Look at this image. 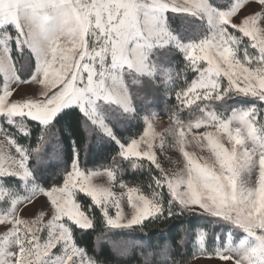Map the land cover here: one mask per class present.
Returning a JSON list of instances; mask_svg holds the SVG:
<instances>
[{"label":"snow or ice","instance_id":"snow-or-ice-1","mask_svg":"<svg viewBox=\"0 0 264 264\" xmlns=\"http://www.w3.org/2000/svg\"><path fill=\"white\" fill-rule=\"evenodd\" d=\"M192 261L264 264V0H0V264Z\"/></svg>","mask_w":264,"mask_h":264},{"label":"trees","instance_id":"trees-1","mask_svg":"<svg viewBox=\"0 0 264 264\" xmlns=\"http://www.w3.org/2000/svg\"><path fill=\"white\" fill-rule=\"evenodd\" d=\"M160 114H164L169 116L168 112H167V108L166 106L161 103V107H160ZM64 131L67 132V135L64 137L65 140V145L66 148L68 150L69 155L71 154V146L68 144L69 138L73 137L77 134L78 132V124L76 122V118L73 115H69L65 118L64 122ZM135 133V129H133V134ZM127 135V133H126ZM93 147V153L90 154L86 160L85 163L88 164L89 167H93L95 165L101 164V163H105V159L104 157L106 155H108L110 153V149H98L96 148L95 144L92 145ZM81 156L82 159L84 158V152L83 149H81ZM95 163V165H94ZM54 171V169H50V172ZM174 221H169L167 223L164 222H157V223H153L150 224L147 229H145V232L148 235L152 236V242L153 244H155L158 239L159 236L161 234H167L169 232V230L171 229L173 231V234H176L177 232H179V229H172V225L174 224ZM144 235L143 233H140L139 230H137L136 232L133 233H128V234H117L115 236H112L111 239L113 240H120V239H125V240H129V241H135L137 243L143 242L141 241V236ZM97 237H99V240H97ZM85 242L87 243L88 247H93L96 244H99L103 251L106 254L110 253V243H106L105 242V237L102 234L101 230L98 228V230L94 233H92L91 236H85Z\"/></svg>","mask_w":264,"mask_h":264},{"label":"rangeland","instance_id":"rangeland-1","mask_svg":"<svg viewBox=\"0 0 264 264\" xmlns=\"http://www.w3.org/2000/svg\"><path fill=\"white\" fill-rule=\"evenodd\" d=\"M170 124L169 116L160 114L159 116V121H158V131H163L166 128H168ZM189 150H195L199 152V149H192L190 148ZM159 158L161 159L163 165L165 168H174L175 165L171 163V161H175L179 157V153L175 151H167L164 154H158ZM182 159V157H181ZM192 264H197L196 261H192Z\"/></svg>","mask_w":264,"mask_h":264}]
</instances>
